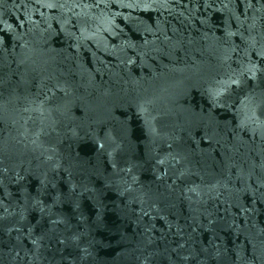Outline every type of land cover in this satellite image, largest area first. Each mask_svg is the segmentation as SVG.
I'll return each instance as SVG.
<instances>
[{"label":"water","instance_id":"water-1","mask_svg":"<svg viewBox=\"0 0 264 264\" xmlns=\"http://www.w3.org/2000/svg\"><path fill=\"white\" fill-rule=\"evenodd\" d=\"M0 264H264V0H0Z\"/></svg>","mask_w":264,"mask_h":264}]
</instances>
